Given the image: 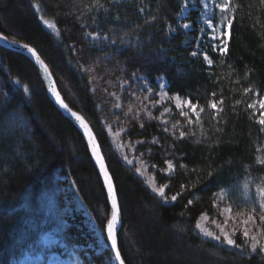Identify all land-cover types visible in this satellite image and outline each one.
<instances>
[{"label": "trees", "instance_id": "obj_1", "mask_svg": "<svg viewBox=\"0 0 264 264\" xmlns=\"http://www.w3.org/2000/svg\"><path fill=\"white\" fill-rule=\"evenodd\" d=\"M236 2L241 8L228 56L220 57L210 46L201 45L214 61L209 69L201 56L189 55L198 29L177 27L176 33L167 32L166 21L177 26L180 0H119L118 5L100 0L108 12L92 7L94 0H0V32L37 48L65 102L85 117L101 145L122 202L119 246L125 264H264L259 250L253 254L247 247L241 251L205 239L195 227L204 213L221 221L212 199L217 180L225 186H238L229 199L237 214L248 210L240 191L244 181L264 177V166L256 163L264 158V151H258L264 148V133L241 106L232 110L235 100L243 98L241 85L249 80L255 87L264 84V12L258 0ZM37 3L40 12L34 6ZM140 7L145 8L144 13L139 12ZM197 14L192 9L185 20L203 27ZM40 15L57 24L59 36L40 21ZM152 16L157 19L153 21ZM90 32H99L100 38L93 39ZM133 72L147 77L154 88L156 77L163 75L170 95L179 92L186 98L191 94L194 102L206 108L213 91L215 99L222 95L225 104L220 123L211 121L208 110L202 114V128L185 127L190 134L177 139L146 112L140 111L138 118L128 114L129 107L134 112L143 108L130 98L141 83H131L136 79ZM24 84L30 93L23 91ZM0 90V104L6 105V114L0 118V264H14L50 232L58 239L50 251L73 252L90 264H109L111 250L107 246L102 253L96 252L82 212L64 210L70 198L69 183L98 229L97 210L109 209L86 139L51 101L44 78L32 61L2 47ZM111 93L121 95L120 110L114 107ZM172 114L173 124H184L176 109ZM106 124L127 129V139L144 141L137 151L150 164L157 184L170 185L166 195L181 191V184H187L189 190L174 202H163L134 167L123 162L111 144ZM216 128L223 131L216 132ZM153 137L159 144L151 143ZM169 155L175 157L174 163L196 172L185 174L179 167L170 177L161 172ZM210 171L219 175L210 179ZM188 200L193 203L189 205ZM236 239L243 243L239 231Z\"/></svg>", "mask_w": 264, "mask_h": 264}, {"label": "snow or ice", "instance_id": "obj_2", "mask_svg": "<svg viewBox=\"0 0 264 264\" xmlns=\"http://www.w3.org/2000/svg\"><path fill=\"white\" fill-rule=\"evenodd\" d=\"M119 0H111V4L118 5ZM258 4L261 7V11L264 12V0H258ZM37 12H40L41 5L39 3L34 5ZM92 7H96L98 10L103 9L105 12H108V8L100 3V0H94ZM179 12L176 13L177 17V26H173L170 22H165V26L169 35L176 33L177 27L183 30H194L198 29V35L195 39V48L190 51L189 55L191 57L201 56L204 63L208 66L209 69L214 64L212 57L208 54V51L202 50L201 45L204 43L206 46H210V49L213 53H218L220 57H227L229 54V44L232 40V29L234 22L237 21V13L241 8V5L236 2V0H180L178 5ZM192 9H196L198 14L196 19L202 20L203 24L207 27H201L195 25L194 22L190 19L185 20L189 16ZM140 13L145 12L144 7L139 8ZM40 21L47 26L48 29H51L55 32L57 36L60 35L58 26L54 22H50L45 18L44 15L39 16ZM117 19H119V14H117ZM156 16H152V20L155 21ZM185 21V22H182ZM215 21V22H214ZM256 25L253 24V27ZM264 27V25H262ZM261 35H264L262 33ZM89 36L93 38H100L99 32H90ZM104 40L108 39L107 35L103 36ZM0 40L5 42H10L12 44H17L23 50H26L30 57L34 58L35 63L43 69V73L46 75L50 81V87L48 91L51 92L54 96L56 102L60 108L64 109L70 114V117L78 124L79 129L82 130V135L87 137V144L90 146L91 156L94 158V163L98 166V176L102 177L101 187L105 194V203L109 205L108 211H103L98 209L99 214V230L101 233V242L104 241L110 242L109 247L111 249V254L109 257V264H125V259L121 254V247L119 246V231L122 226V202L119 200L117 195V190L114 184L113 176L110 173L109 163L106 161L105 154L102 153L101 145L97 142V138L93 133L92 128L89 126V123L86 121L85 117L81 115L78 111H73L69 104L65 102L64 98L61 96V93L57 90L55 86V81L52 80V73L49 70L48 64L44 59L41 58L40 53L37 51V48L30 46L28 43L21 44L19 40L9 41V36L5 35L3 32H0ZM124 42V41H122ZM113 45L116 44V40L111 41ZM161 54L166 56V52L161 49ZM231 67V65H229ZM209 76L212 75V72L209 71ZM134 79L131 83H136L138 80L142 81L145 87L133 90L130 93V98H135L136 101L143 104L145 100L148 101L152 107L160 104H173L178 110L179 116L183 118L184 124L181 125L179 121L171 125V129L168 127V121L162 120L163 131L165 133H171L173 137L177 139H184L190 133L184 130L185 127H192L194 125H199L203 127L204 121L202 120V114L206 111H211V121L219 124V117L221 113L224 112L225 99L221 95L219 99H215L217 93L213 91L211 96L213 99L207 102V108L199 104V102H194L191 94H186V98H182L179 92H175L172 95L169 94V86L167 80L163 75L157 76L156 80L158 82V91H154L152 86L149 84L147 77H137L135 72L132 73ZM247 79V74L245 76ZM17 84L20 83L19 80L16 81ZM131 83L128 84V87H131ZM237 85H241L239 80L236 81ZM242 88V99H236L232 105V110L235 111L237 106H241L246 114L254 120V122L259 125V131L264 133V84H261L260 87H255L252 85L251 81H248L247 85H241ZM2 91V90H0ZM23 91L25 93H30V88L27 84L23 85ZM94 91V89H93ZM107 91V89H105ZM137 91L143 93L147 92V96H138ZM113 97L116 96V93H111ZM155 96L158 99H151L150 97ZM115 108H121L120 103L114 104ZM172 107L165 106L161 116L163 117L164 113L171 114ZM140 111L147 113L149 119H160L158 117H153L151 112L148 111V106L145 105L142 109H134L132 107L128 108V114H134L135 118H138ZM6 114V105L0 104V118ZM108 130H112V125H108ZM140 127L143 128V123L140 124ZM216 132H222V128H216ZM127 132V129H125ZM116 136H120V132L115 133ZM191 135H195L194 132ZM138 144H143L144 141H137ZM151 143L159 144V140L156 137H153ZM124 146L121 145V148ZM258 151H264V148L258 149ZM143 155V154H141ZM122 159L127 162L128 165H133V159H129L128 155H123ZM175 157L169 155V158H166L163 163L166 165V168L159 169L161 172H164L171 176L173 172L176 171L177 167L183 169L185 174L188 171L193 173L196 172V169H187V166L180 163H174ZM143 165V161H139ZM257 164L264 166V158H258L256 161ZM153 167H156L153 165ZM135 172L143 175L142 167H135ZM219 172H208V177L210 179L214 176H218ZM152 187V191L155 192L163 202L176 201L177 198L182 195L183 191L189 190L187 184H181V191L172 194L170 197L166 195V190L169 189L170 185L164 183L162 185H157L152 182V180H146ZM199 182V177L197 178V183ZM195 185H193L194 187ZM236 184H230L225 186L222 182L217 180V191L213 193V205L219 210V215L223 217L225 214H230L233 211L232 204L229 203L230 197L234 192L237 191ZM240 191L244 194L243 199L245 200L248 210L237 213L238 216L244 217L242 220L243 228H233L231 232L226 231L225 227L220 223H217L216 220H213L212 223L215 225L217 231H212L207 228H202V226L197 223L195 227L200 229L204 235L211 237L220 244L227 246H233L237 249L243 251L245 247L250 249V252L253 254L259 253L264 254V177L256 180L255 178H247ZM192 200H188V204L191 205ZM221 205H225L221 208ZM201 219H209L207 213L202 214ZM231 219V216H229ZM257 220L259 221L261 227L254 228L249 227V224L256 225ZM228 220H224L223 224L227 225ZM242 237L243 243H237V232Z\"/></svg>", "mask_w": 264, "mask_h": 264}, {"label": "rangeland", "instance_id": "obj_3", "mask_svg": "<svg viewBox=\"0 0 264 264\" xmlns=\"http://www.w3.org/2000/svg\"><path fill=\"white\" fill-rule=\"evenodd\" d=\"M200 22L202 23L203 27H205V28L207 27L206 25L203 24L202 20H200ZM93 39H96V38H93ZM156 85H157L156 88L152 87L154 91L159 90L157 81H156ZM141 87H145V85H143L142 81H141L140 85H137L136 89H139ZM122 88H127V84H123ZM147 95H148L147 92H143V93L139 92V96H147ZM150 98L153 100L158 99V97H155V96H152ZM113 99H114L115 103L118 102L121 104V95L120 94H116V96L113 97ZM145 105L148 106V111L151 112V115L153 117L160 118V119H154V120H157L161 125H162V120H167L168 121V127L171 129V125L173 124V120H171V118L173 117V114L172 113L171 114L164 113L163 117L161 116V114L163 113V109L165 106H170V107H172V109H176L173 104H160V105H156V107H152L150 104H148V101L145 100L143 102L142 106L144 107ZM117 109L120 110L121 108H117ZM108 125L113 126L111 131L108 130V127H107ZM105 128H106L107 133L109 135L111 144L117 150V152L120 154L121 158L123 157V155L126 154V155H128L129 159H133V165H128L127 162L122 159L123 162L128 166L134 167V169H135V167H142L143 175H141L137 172H136V174L144 181L145 185L149 188V190L152 193H154L156 196H158L155 192L152 191L151 185L146 182V180H152V182L154 184H157V182L154 178V175L151 171L150 164L137 151V146L139 145L137 143V141L127 139L124 135L125 134V128L121 127L117 124H106ZM116 132H120L121 135L116 136L115 135ZM121 145H123L124 147L121 148ZM140 160L143 161V165H141V163L139 162ZM66 188H67L68 192H70V198L67 201L64 210L74 209L77 212H82V214L84 216V223L88 225V227L91 231V235L94 238L96 252L102 253L103 250L106 249L107 244L105 241L103 243L101 242L100 230L95 226L93 220L91 219L89 214L86 212L83 204L81 203L80 199L78 198L77 194L75 193V189L72 186V184L69 183L66 186ZM224 206L221 205V208ZM229 216H231V219H229ZM208 217H209V219H207V220L201 219V217H200L197 220V223H199L202 226V228H207V229H210L212 231H217V233H218V230L216 229L215 225L212 223L213 220H216L217 223H220L222 226L225 227V230L229 231V232H231V230L233 228H235V226H239L241 228H243V226H244L242 223V220L244 219V217L238 216L237 214H235L233 212H231L230 214H225L223 217L220 216L219 218L221 219V221H218L217 219L212 218L210 216H208ZM224 220H228L227 225L223 224ZM249 227L259 228V227H261V225H260L259 221L257 220L256 225H252L250 223ZM197 232L203 238L211 240V241H215L211 237L204 235L200 229H197ZM215 242H217V241H215ZM217 243H219V242H217ZM57 244H58V239L54 236L53 233H51V232L45 233L41 236L40 242L33 244L29 249L25 250L20 255V257L14 262V264H90L88 262L86 263L83 258H81L80 256H78V254L73 253V252L66 253L65 251H62V252L50 251V249L55 247ZM222 245H224V244H222ZM60 246H63V244H61ZM225 246H227V245H225ZM228 247H233V246H228ZM92 264H95V263H92Z\"/></svg>", "mask_w": 264, "mask_h": 264}, {"label": "water", "instance_id": "obj_4", "mask_svg": "<svg viewBox=\"0 0 264 264\" xmlns=\"http://www.w3.org/2000/svg\"><path fill=\"white\" fill-rule=\"evenodd\" d=\"M9 41H11V40L9 39ZM20 43H21V42H20ZM21 44H23V43H21ZM0 47L5 48V49H8V50H11V51H14V52H17V53H20V54H22V55L28 57V58L32 61V63L38 68L39 72L42 74V76H43V78H44V82H45V84H46V86H47V93H48V96H49V98L51 99V101H52V102L55 104V106H56V107H57V108H58V109L64 114L65 117H67L69 120H71V121L75 124V126L78 128V130L82 133V130L79 129L78 124L74 121L73 118L70 117V114H69L67 111H65L64 109L60 108V106H59L58 103L56 102L54 96H52L51 92L48 91V88L50 87V81L48 80V78L46 77V75L43 73V69L40 68L39 65H37V64L35 63L34 58L30 57V55L27 53V51L21 49V48L19 47V45H17V44H12V43H10V42H5V41H3V40H0ZM52 80H54L53 76H52ZM54 81H55V80H54ZM55 86H56V88H57L56 83H55ZM57 90H58V88H57ZM58 91H59V90H58ZM61 96H62V95H61ZM73 111H74V110H73ZM89 126H90V125H89ZM90 127H91V126H90ZM93 133H94V132H93ZM94 135H95V134H94ZM83 136H84V135H83ZM84 138H85L86 141H87V137L84 136ZM97 142H98V140H97ZM98 143H99V142H98ZM88 146H89V145H88ZM89 149H90V146H89ZM92 159H93V161H94V158H93V157H92ZM94 164H95V163H94ZM95 166H96V165H95ZM96 168H97V170H98V166H96ZM101 178H102V177H101ZM120 229H121V227H120ZM109 243H110V242H107V246L109 245ZM108 248L110 249L109 246H108ZM110 250H111V249H110ZM117 264H118V262H117Z\"/></svg>", "mask_w": 264, "mask_h": 264}, {"label": "bare ground", "instance_id": "obj_5", "mask_svg": "<svg viewBox=\"0 0 264 264\" xmlns=\"http://www.w3.org/2000/svg\"><path fill=\"white\" fill-rule=\"evenodd\" d=\"M12 88V87H11Z\"/></svg>", "mask_w": 264, "mask_h": 264}]
</instances>
